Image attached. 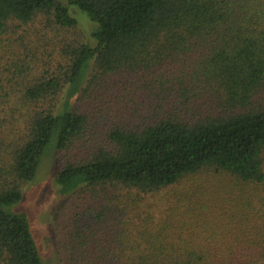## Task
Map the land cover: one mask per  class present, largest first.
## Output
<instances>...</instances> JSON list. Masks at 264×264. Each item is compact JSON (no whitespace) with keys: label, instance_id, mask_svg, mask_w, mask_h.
Listing matches in <instances>:
<instances>
[{"label":"trees","instance_id":"trees-1","mask_svg":"<svg viewBox=\"0 0 264 264\" xmlns=\"http://www.w3.org/2000/svg\"><path fill=\"white\" fill-rule=\"evenodd\" d=\"M50 154L60 264H264V0H0V264Z\"/></svg>","mask_w":264,"mask_h":264},{"label":"rangeland","instance_id":"rangeland-1","mask_svg":"<svg viewBox=\"0 0 264 264\" xmlns=\"http://www.w3.org/2000/svg\"><path fill=\"white\" fill-rule=\"evenodd\" d=\"M83 17L81 28L90 38L93 26L85 19V15ZM72 91L70 87L65 88L60 103V111H64L70 100L69 98L75 94L72 98L74 102L78 91L76 93ZM59 168V157L51 154L47 155L40 167L37 178L24 189V198L21 204L15 208V212L27 215L31 232L44 264H60L54 229L66 199L58 194L54 183V177Z\"/></svg>","mask_w":264,"mask_h":264}]
</instances>
